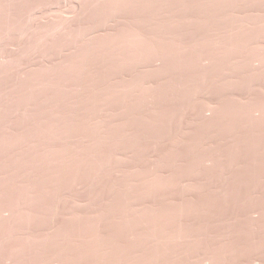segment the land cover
I'll return each mask as SVG.
<instances>
[{"label":"rangeland","instance_id":"obj_1","mask_svg":"<svg viewBox=\"0 0 264 264\" xmlns=\"http://www.w3.org/2000/svg\"><path fill=\"white\" fill-rule=\"evenodd\" d=\"M0 264H264V0H0Z\"/></svg>","mask_w":264,"mask_h":264}]
</instances>
